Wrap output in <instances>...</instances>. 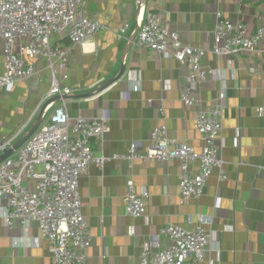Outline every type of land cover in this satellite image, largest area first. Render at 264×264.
Here are the masks:
<instances>
[{"label":"crops","instance_id":"0c3cea01","mask_svg":"<svg viewBox=\"0 0 264 264\" xmlns=\"http://www.w3.org/2000/svg\"><path fill=\"white\" fill-rule=\"evenodd\" d=\"M82 1L85 15L106 28L72 49L64 81L71 89L68 94L98 87L115 77L121 65L124 71L96 94L53 103L42 123L58 105L71 119L104 117L107 132L102 141L91 143L95 156L125 153L131 142L143 150L149 145L152 129L160 124L166 125L173 141L186 143L195 151L202 147L194 118L198 109H211L220 91L219 80L212 73L195 91L197 104L183 105L180 89L186 65L139 48L132 40L136 24L147 13H153L168 30L177 31L182 43L203 48V66L212 72L222 70L226 83L220 134L226 178H219L215 169L199 197L181 200V168L173 159L135 160L131 166L110 159L102 167L91 165L80 177L82 213L91 235L87 264H139L143 241L168 224L191 230L198 225L199 214L208 220L201 226L213 234V252L198 264H210V260L212 264H264V40L227 58L211 52L217 12L253 30L262 16L264 0H146L141 8L136 0ZM124 23L130 27L117 39L116 31ZM50 40L69 45L59 34ZM2 59L0 54V72ZM36 65L38 76L19 80L0 93V139L19 127L24 126L25 132L45 103L50 72L44 58L37 59ZM196 166L191 164L193 171ZM129 180L137 190L147 192L143 216L124 212L123 195ZM39 236L34 221L25 227L15 220L5 226L0 217V264H52L49 242ZM160 242L167 241L161 238Z\"/></svg>","mask_w":264,"mask_h":264},{"label":"built area","instance_id":"2783aa9c","mask_svg":"<svg viewBox=\"0 0 264 264\" xmlns=\"http://www.w3.org/2000/svg\"><path fill=\"white\" fill-rule=\"evenodd\" d=\"M82 3V0H0V54L3 57L0 93L19 80L38 76L36 60L41 58L46 60L50 72L49 89L42 101L71 92L64 81L68 77L72 49L106 28L98 19L85 15ZM215 16L211 52L216 56L231 57L264 40V7L253 30L244 23L221 17L219 12ZM129 27L128 23L119 26L117 39L123 38ZM54 34L66 37L69 45L51 43ZM134 44L186 65L187 73L180 89V101L185 106L197 104L195 91L212 73L219 80L220 91L211 109H198L194 118L202 147L195 151L186 143L173 141L167 136L166 125L160 124L152 129L149 145L143 150L131 142L125 153L95 156L91 143L102 141L108 129L106 119L82 116L71 119L64 107L53 108L47 121L0 162V217L4 225L11 226L15 220L25 227L34 221L39 237L49 242L52 264H87L91 235L82 213L79 179L93 164L102 167L110 159L125 161L129 166L135 160H177L181 168L178 190L182 201L199 197L215 169L219 171V178H226L220 136L222 103L226 97L224 72L205 68L204 49L182 43L179 33L165 28L153 13H147L140 23ZM23 132L24 126L1 138L0 154ZM193 163L197 164L194 171ZM146 199L147 192L137 190L129 180L123 195L125 214L143 216ZM196 218L198 225L191 230L168 224L149 236L140 245L139 264L202 262L206 254L213 252V234L201 226L208 222L203 215ZM161 238L167 242L161 244Z\"/></svg>","mask_w":264,"mask_h":264},{"label":"water","instance_id":"95a60500","mask_svg":"<svg viewBox=\"0 0 264 264\" xmlns=\"http://www.w3.org/2000/svg\"><path fill=\"white\" fill-rule=\"evenodd\" d=\"M144 4H145V0H137L136 1V6L138 8L143 7ZM139 25L136 24L135 30H134L133 35H132V40L135 37L136 32L138 31ZM123 71H124V66L121 65L120 70L115 77L108 79L107 81H105L101 85H99L98 87H95L86 93L55 95V96L49 98L48 100H46L45 103H43V105L39 109V112L36 115L33 122L31 123V125L25 130V132L22 133L21 136H19L14 141V143L12 144V146L10 148L4 150L0 154V162L3 161L8 156H10L11 154H13V152L15 150H17L31 136V134L40 126V124L43 121L45 111L47 110L48 107L53 105V103H56L60 100H66V99H71V98H84V97H88V96H91L93 94H96V93L100 92L101 90L105 89L106 87H108L110 84H112L117 78H119V76L123 73Z\"/></svg>","mask_w":264,"mask_h":264},{"label":"rangeland","instance_id":"374dc122","mask_svg":"<svg viewBox=\"0 0 264 264\" xmlns=\"http://www.w3.org/2000/svg\"><path fill=\"white\" fill-rule=\"evenodd\" d=\"M43 103H44V102H43ZM43 103H42V104H43Z\"/></svg>","mask_w":264,"mask_h":264}]
</instances>
